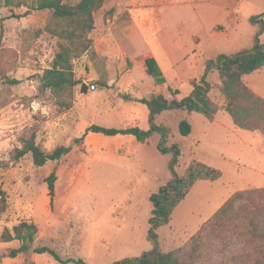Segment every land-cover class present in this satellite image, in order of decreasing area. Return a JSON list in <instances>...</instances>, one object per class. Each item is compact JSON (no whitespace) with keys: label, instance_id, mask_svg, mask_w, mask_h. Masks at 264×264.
<instances>
[{"label":"rangeland","instance_id":"374dc122","mask_svg":"<svg viewBox=\"0 0 264 264\" xmlns=\"http://www.w3.org/2000/svg\"><path fill=\"white\" fill-rule=\"evenodd\" d=\"M223 1L104 0L89 33L90 52L73 60L75 77L84 84L93 82L97 88L90 90L86 84L83 93L81 83L75 85L70 106L65 108L50 90L39 88L37 76L50 66L57 49V38L40 32L51 12L34 10L23 15L26 6H6L0 0V104L9 103V112L20 109L10 119L0 118V190L5 191L7 201L0 234L20 221L33 222L37 226L33 246H47L62 259H82L86 264H111L151 248L146 238L151 211L148 197L169 178L170 155L156 150L159 135L153 134L147 143L122 134L81 136L91 124L147 128V108L136 99L154 93L167 96L168 87L186 95L192 81L201 76L204 59L235 52L247 44L237 41L228 48L220 43L227 41L223 32L228 28L223 25L207 35V26L217 20ZM263 1L243 0L241 21L249 12L261 11ZM144 10L155 13L152 27L140 25ZM243 24V38L249 39L250 24ZM155 32L162 35V42ZM205 40L218 48L207 52L202 47ZM167 47L177 51L174 58L186 52L170 65L166 55L173 51ZM149 51L161 61L165 74L157 64V68L148 66ZM13 78L19 83L9 84L8 79ZM101 79L106 87L99 85ZM208 79L219 81L216 72ZM243 79L264 98V66ZM212 96L217 98L215 92ZM183 118L191 125L186 136L178 132ZM157 123L169 125L168 143L180 146L179 173L192 159L222 172L216 181H197L170 222L159 228L160 245L167 252L186 242L232 193L264 187V136L236 127L224 111H218L212 121L197 112L164 111ZM31 132L45 152L59 145L68 146L69 151L42 166H35L29 153L11 160L21 135ZM53 170L56 180L51 201L45 178ZM18 245L15 240H0V264H61L47 253L28 251L9 257V249Z\"/></svg>","mask_w":264,"mask_h":264},{"label":"trees","instance_id":"16d2710c","mask_svg":"<svg viewBox=\"0 0 264 264\" xmlns=\"http://www.w3.org/2000/svg\"><path fill=\"white\" fill-rule=\"evenodd\" d=\"M6 6H26L23 15L34 10L51 12L44 31L57 38V49L50 66L37 75L39 88L50 90L59 104L70 106L72 88L81 83V91L86 93V84L74 75L73 60L90 52L89 33L94 28V15L103 6L104 0H3ZM248 21L255 27L252 43L232 53H218L204 60L201 76L193 80L188 94L180 96L178 88L168 87V95L154 93L148 97L136 99L147 108V128L137 125L125 128L104 127L97 124L87 126L83 133H98L105 136L131 135L140 143H147L153 134L159 135L156 150L169 154L167 163L168 180L148 197L151 205L146 238L151 248L139 255L124 257L111 264H264V187L252 188L232 193L218 209L204 221L198 230L186 242L170 251H163L158 230L168 224L177 206L184 200L193 185L199 180L209 182L221 178L222 172L200 160L192 159L182 173L177 171L181 149L177 142L169 144L171 128L158 124L157 118L164 111L185 110L189 114L197 112L208 121H212L218 111L231 116L233 124L243 130L258 132L264 136V98L253 91L243 79L245 74L253 73L264 66V8L249 16ZM91 54H94L91 52ZM150 68L156 67L152 58H147ZM149 74L152 73L148 69ZM159 72V70H158ZM216 72L218 82L208 79ZM160 73V72H159ZM156 78L161 81L157 73ZM9 84L19 83L18 79H8ZM99 85L106 87L107 82L100 80ZM217 94L213 98L212 93ZM128 98V97H126ZM9 103L0 104V118L9 119ZM178 132L186 136L191 125L183 118L178 122ZM20 146L13 148L11 160L16 161L30 154L35 166H42L48 160H58L69 151L65 145L56 146L45 152L35 142V134L23 133ZM55 171L45 178L50 200L54 196ZM6 194L0 190V217L6 209ZM37 226L30 221H20L11 229L5 227L1 234L2 242L18 241L19 245L9 249L8 256L15 257L22 252L49 254L61 264L74 262L86 264L82 259H62L47 246H33L36 240Z\"/></svg>","mask_w":264,"mask_h":264},{"label":"crops","instance_id":"0c3cea01","mask_svg":"<svg viewBox=\"0 0 264 264\" xmlns=\"http://www.w3.org/2000/svg\"><path fill=\"white\" fill-rule=\"evenodd\" d=\"M242 1L243 0H224L223 4L221 5V9H220V11L218 13L217 20H214L213 22H211L207 26V35H210L211 31L215 32L216 31L215 27L217 25H223V27L226 26L228 29L225 32H223V35H224V38L227 39V41L221 40L220 43H223V44L225 43V46L228 47V48H229V46H232L235 43H237V41L246 42L247 43V44H244V46H239L238 50H240L242 48H245V47H249L251 45L253 34H254V31H255V27L249 23L250 24L249 25V31L247 32L246 36H250L251 38L250 37H249V39L243 38V34L245 33V31L243 30V26H244L243 23L249 22L248 21L249 16H251L252 14H255V13L249 12L245 17L242 16L243 20L245 19L244 22L241 21V19H240L241 18L240 3ZM262 4H263L262 7L264 8V1H263ZM154 14H155L154 11L144 10L141 13V15H140V25L143 26V27L146 26V25H150L152 27V23L156 22V20L154 18H152V21H151V17ZM156 17H157L158 21H160L159 20V16L156 15ZM146 27H149V26H146ZM157 27H159L158 23L156 24V28ZM156 28H155V25H154V29H156ZM154 35H155L157 40H159L160 42L163 41L161 34H157V32H155ZM203 38H205V37H203ZM261 41L264 42V32L261 35ZM191 44L193 45V47H195V43H191ZM216 45H217L216 43L213 44V45H210V44H208V41L205 40V42L203 43L202 47L205 50H207V52H212L216 48H218ZM171 49H172V47L168 48V50H171ZM238 50H236V51H238ZM172 51H173V49H172ZM149 52H150L151 55H147V58H149L151 56L155 60V56H154L153 52H151V51H149ZM185 52L186 51L180 53V55L178 53V55L181 56L183 53L185 54ZM175 54L177 55V51L176 52L175 51L169 52L168 55H166V58H168V59L170 58L169 59L170 60V65L172 63H174L175 59H177L179 57L178 56V57L174 58L173 56ZM210 58H213V57H210ZM155 61H156V64H157L159 70L161 71V73L165 74L166 72L164 71V66L162 65L161 61L160 60H155ZM202 64L204 65V61L202 62ZM254 91L256 93H260L261 94V92H259V90H254ZM116 136H118V135H115L113 137H116Z\"/></svg>","mask_w":264,"mask_h":264},{"label":"built area","instance_id":"2783aa9c","mask_svg":"<svg viewBox=\"0 0 264 264\" xmlns=\"http://www.w3.org/2000/svg\"><path fill=\"white\" fill-rule=\"evenodd\" d=\"M86 84H88L90 90H95L97 88V85L93 82L92 83L87 82Z\"/></svg>","mask_w":264,"mask_h":264}]
</instances>
